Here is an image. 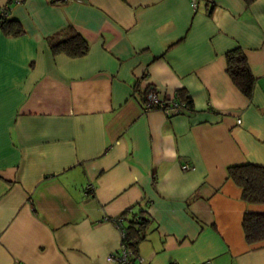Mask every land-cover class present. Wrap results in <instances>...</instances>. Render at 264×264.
<instances>
[{
    "label": "crops",
    "instance_id": "crops-1",
    "mask_svg": "<svg viewBox=\"0 0 264 264\" xmlns=\"http://www.w3.org/2000/svg\"><path fill=\"white\" fill-rule=\"evenodd\" d=\"M3 6L24 33L0 29V264H114L127 209L151 220L145 264H264V240L242 227L264 204L227 175L264 166V0ZM68 26L84 56L50 51L46 37ZM236 47L250 98L226 72ZM149 86L167 99L185 88L193 111L146 110Z\"/></svg>",
    "mask_w": 264,
    "mask_h": 264
},
{
    "label": "trees",
    "instance_id": "trees-1",
    "mask_svg": "<svg viewBox=\"0 0 264 264\" xmlns=\"http://www.w3.org/2000/svg\"><path fill=\"white\" fill-rule=\"evenodd\" d=\"M251 3L254 0H246ZM0 29L5 35L18 36L24 33L17 20H10L7 16H0ZM47 45L53 54L65 53L71 57H81L88 52V41L73 27L68 26L46 37ZM226 72L232 82L248 98L251 97L255 78L252 75L247 58L243 50L236 47L226 53ZM149 86L147 90H151ZM137 90V87L134 88ZM165 106L176 102L182 110L193 111V101L185 88L175 91L174 97L161 98ZM146 103V97L144 98ZM175 115V114H173ZM170 115L168 117H171ZM228 178L242 188V198L253 204H264V166L251 163L230 165L227 167ZM120 219L121 228L125 233V245L137 253L138 243L145 237L151 222L144 210L127 209L113 220ZM245 240L254 244L264 240V212H245L242 220Z\"/></svg>",
    "mask_w": 264,
    "mask_h": 264
},
{
    "label": "built area",
    "instance_id": "built-area-1",
    "mask_svg": "<svg viewBox=\"0 0 264 264\" xmlns=\"http://www.w3.org/2000/svg\"><path fill=\"white\" fill-rule=\"evenodd\" d=\"M54 2H60L62 0H52ZM191 6L195 9L197 0H190ZM8 14V8L7 6H3L0 10V16H7ZM145 109L146 110H153V109H160L166 114V116H170L173 114H179L182 110L181 106H179L176 102H172L170 105L165 106L163 102H161V97L157 95L155 90H149L146 94V103H145ZM238 123H240V119L237 120ZM183 169H188V166L185 164L183 166ZM86 190L88 192H91L94 190V187L91 183H88L86 185ZM114 224L120 229L121 231V243L118 249V252H116L114 255L111 256V260L114 262V264H145L142 257L136 254L134 251H132L130 248H128L125 245L124 237L125 233L123 229L121 228L120 219L113 220ZM16 259V257H15Z\"/></svg>",
    "mask_w": 264,
    "mask_h": 264
}]
</instances>
